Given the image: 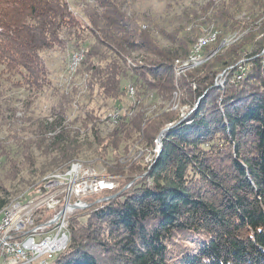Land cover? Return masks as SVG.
<instances>
[{"label":"trees","instance_id":"obj_1","mask_svg":"<svg viewBox=\"0 0 264 264\" xmlns=\"http://www.w3.org/2000/svg\"><path fill=\"white\" fill-rule=\"evenodd\" d=\"M166 1V13L180 2ZM250 2L258 13L239 16L240 0H204L163 24L145 11L128 14L123 0H76L83 19L66 0H0L6 177L16 178L20 163L34 168L35 152L44 158L40 177L64 172L87 148L115 183L84 197L89 206L67 217L68 243L49 264H264V38L256 36L264 32V0ZM210 31L217 40L205 45V55H213L176 77L174 61ZM236 31L243 39L215 53ZM68 49L82 54L75 73L91 96L120 101L128 79L138 100L151 93L168 102L179 92V104L148 116L135 112L140 103L120 106L103 135L94 107L76 116L77 129L66 123L77 93L71 86L58 93L48 119L9 122L16 109L3 84L28 92L50 87L42 54ZM239 65L245 72L237 79ZM81 130L89 140L80 139ZM133 143L141 152L121 162ZM8 203L0 197V210Z\"/></svg>","mask_w":264,"mask_h":264},{"label":"rangeland","instance_id":"obj_2","mask_svg":"<svg viewBox=\"0 0 264 264\" xmlns=\"http://www.w3.org/2000/svg\"><path fill=\"white\" fill-rule=\"evenodd\" d=\"M69 4L70 9L74 11V13L80 18L83 19L82 13L80 12L79 7L77 6L76 0H66ZM123 10H125L128 14L131 12H147L151 17L157 18L163 24H168V19L171 16L179 13L182 8L186 7H197L203 3L204 0H180L178 5H174L169 13L167 12V1L166 0H123ZM241 1V13L239 16H243L247 13V15H254L256 12H259V8H253L250 0H240ZM262 10V9H260ZM215 32V33H214ZM209 33V34H208ZM216 31H210L202 34L199 39L193 44L192 50L190 54L187 55V58L177 59L174 61V74L175 76H180L185 73L187 70L191 68L200 67L205 61L206 46L215 43L217 39H215ZM214 35V36H213ZM244 33L234 32L231 34L224 35L221 41L217 44L215 53H218L222 50V48L228 47L230 44L235 42H239V40L243 39ZM256 36L260 40L262 37L264 38V32H256ZM211 37H214L211 39ZM215 40V41H214ZM203 41V42H202ZM213 41V42H212ZM208 44V45H207ZM206 45V46H205ZM205 46V47H204ZM199 50V51H198ZM246 52L250 51V46H247L245 49ZM201 52V53H200ZM196 55V62L191 61L193 59V55ZM214 53V54H215ZM75 54H79V58L82 59V54L79 51H73L72 49H68L67 51H49L43 53L42 56L48 66L49 69V79L51 81V85L48 88L42 89L38 92H28L25 88H14L10 84H3L4 86V94L11 96L13 103H11V107H15L16 111L13 118H10L8 121L18 119L20 123V119L29 118L31 121L34 119H46L49 117V107L52 103L56 102L58 99V93L62 92L65 89H69L71 86H77V93L75 94L74 102L71 104L69 108V113L66 118V123L71 124L72 129H77L79 127L78 122H73L78 114H80L83 110L94 107L96 109V113L100 116L101 122L99 123V129L101 133L104 135L109 129L113 127L110 122L107 120L108 114L114 110L116 107L122 106V108L127 107L128 105H134L135 103H140V105L135 106V112L139 110L144 111L145 115L153 114L157 109H167L168 106H171L170 103L179 104V92H176V95L173 94V97L167 101L156 97L154 95L147 94L138 100L135 96L134 88L130 86L132 84L128 79L123 81V87L126 88L130 86L131 96L126 95L120 101H113L111 99H104L97 95H89L88 91L84 88L83 80L75 73L76 68L80 61L77 63H73V56ZM206 54V55H205ZM192 57V58H191ZM80 59V60H81ZM198 60V61H197ZM205 60V61H204ZM204 61V62H203ZM241 61V62H240ZM239 63H242L245 60H240ZM192 62L197 64H192ZM178 64V65H177ZM179 70V74L175 72V66ZM176 66V67H177ZM242 67H245L241 65ZM245 70V69H244ZM244 74L242 72L241 76ZM133 85V84H132ZM116 106V107H115ZM114 107V108H113ZM186 107L180 108V112H184ZM122 111V110H120ZM48 119V118H47ZM24 122V121H23ZM73 122V123H72ZM25 124V123H24ZM7 125H3L2 129H0V138H5L9 131L7 130ZM80 139L81 140H89V133L84 130H81ZM158 142H156L157 144ZM10 147L11 155L17 162H21L22 158L19 156L18 147L15 143L11 141L8 143ZM155 149V148H154ZM156 150V149H155ZM141 152V147L137 143H133L129 146V149L126 153L122 152L121 154V162L133 160L137 158L138 153ZM36 164L33 166L34 168L29 169L27 165L21 164V171L19 175L12 179V177H6L7 167L4 164L2 158H0V197L6 198L9 200V203L0 210V213L5 209L12 206L14 203L28 202L32 201L35 197L39 196L44 190L36 189L34 190V184L39 182L41 183V187L45 186L49 181L55 179L56 177L64 175L69 169L76 170H89L90 173H94L99 177V179H105L106 181H112L110 175L106 173L100 163L96 160L92 152L85 148L82 153L71 163L70 167L64 172H48L45 173L42 177L39 176V168L44 161V158L38 155L35 152ZM152 159V152L149 150L144 154V161H150ZM33 170H36L32 172ZM105 171V172H104ZM53 173V174H52ZM50 174V175H49ZM53 177V178H51ZM49 180V181H48ZM90 180V179H89ZM89 183V182H88ZM115 186V183H114ZM102 192V191H100ZM99 192V193H100ZM106 199V198H103ZM21 201V202H20ZM50 262V261H49ZM49 262L47 264H49Z\"/></svg>","mask_w":264,"mask_h":264},{"label":"built area","instance_id":"obj_3","mask_svg":"<svg viewBox=\"0 0 264 264\" xmlns=\"http://www.w3.org/2000/svg\"><path fill=\"white\" fill-rule=\"evenodd\" d=\"M80 59L75 54L73 63ZM192 61L196 62V53ZM244 69L238 66L237 79ZM130 86L125 88L128 96H131ZM120 110L116 107L108 114L111 125L116 124ZM93 174L87 169H69L43 186L44 191L32 201L21 202L5 213L0 218V264H45L54 252L64 248L68 238L67 217L75 211L68 203L83 206L84 197L114 186L113 181Z\"/></svg>","mask_w":264,"mask_h":264},{"label":"bare ground","instance_id":"obj_4","mask_svg":"<svg viewBox=\"0 0 264 264\" xmlns=\"http://www.w3.org/2000/svg\"><path fill=\"white\" fill-rule=\"evenodd\" d=\"M214 36V35H213ZM212 38H214V37H211V39ZM203 42V41H202ZM213 42V41H212ZM199 51V50H198ZM201 53V52H200ZM197 54H199V53H197ZM196 54V55H197ZM192 58V57H191ZM208 59V57L206 56L205 57V60H207ZM204 60V61H205ZM177 61V63H179V60H176ZM191 61H192V59H191ZM198 61V60H197ZM203 61V62H204ZM192 64L194 65V64H197V63H194V62H192ZM178 65V64H177ZM176 65V66H177ZM175 66V72H177L178 74L180 73L179 72V70L177 69V68H179L178 66L176 67ZM195 68V67H194ZM177 107V105H173V108H176ZM157 151V150H156ZM51 178H53V177H51ZM55 179H58V177H56ZM55 179H52L51 181H49L48 183H52V182H54V180ZM107 189V188H106ZM21 202V201H20ZM20 203L19 202H17V203H14V204H12V206L11 207H9V208H5L1 213H0V218L3 216V215H5V213H9V211H11V210H13V209H15L18 205H19ZM63 249V248H62ZM55 254H56V252H54L53 253V256H51V258L50 259H52L54 256H55ZM50 260H48V261H46V263L45 264H47L48 262H49Z\"/></svg>","mask_w":264,"mask_h":264},{"label":"water","instance_id":"obj_5","mask_svg":"<svg viewBox=\"0 0 264 264\" xmlns=\"http://www.w3.org/2000/svg\"><path fill=\"white\" fill-rule=\"evenodd\" d=\"M170 127H167V128H165L164 130H168ZM163 130V131H164ZM162 131V132H163ZM161 135L162 134H160L159 135V137H158V139H157V141L156 142H158L157 143V147H156V150H157V152H159L160 151V148H161V143H160V137H161ZM68 205L71 207V208H75V210L77 209H83V208H85V207H87V206H89V204H85V205H83V206H80V205H78L77 203H68ZM68 232V231H67ZM68 239H69V234H68V238H67V241L65 242V246H64V248L63 249H65V247H66V245H67V243H68ZM62 248L59 250V251H57L56 252V254L57 253H59V252H61L62 250H63ZM51 260V259H50Z\"/></svg>","mask_w":264,"mask_h":264}]
</instances>
